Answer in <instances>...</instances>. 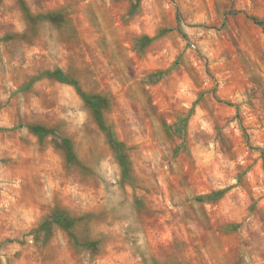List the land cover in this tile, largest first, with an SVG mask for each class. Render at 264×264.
<instances>
[{
    "label": "rangeland",
    "instance_id": "374dc122",
    "mask_svg": "<svg viewBox=\"0 0 264 264\" xmlns=\"http://www.w3.org/2000/svg\"><path fill=\"white\" fill-rule=\"evenodd\" d=\"M251 18L264 0H0V264H264Z\"/></svg>",
    "mask_w": 264,
    "mask_h": 264
},
{
    "label": "trees",
    "instance_id": "16d2710c",
    "mask_svg": "<svg viewBox=\"0 0 264 264\" xmlns=\"http://www.w3.org/2000/svg\"><path fill=\"white\" fill-rule=\"evenodd\" d=\"M253 20V22L255 24H259V25H263V21H258L256 18H251ZM42 76H48V77H53L55 79H58L60 81H63V82H68L66 80V78L63 76L62 72L60 70H56V71H53V72H50V71H47V72H44L42 75H40V77ZM76 86V84H73ZM109 140H110V143L112 145V147H114V149L116 151H119V148L121 146V144H119L118 142H116L114 139H112V137H109ZM118 155L120 156V154L118 153ZM121 157V156H120ZM223 194V191H220V192H217V193H213L211 195H208L206 196L205 198L206 199H211L213 197H219V196H222ZM205 198H201V199H205Z\"/></svg>",
    "mask_w": 264,
    "mask_h": 264
}]
</instances>
